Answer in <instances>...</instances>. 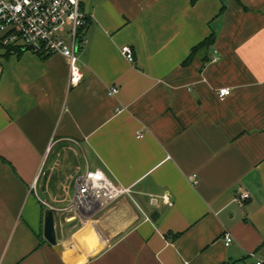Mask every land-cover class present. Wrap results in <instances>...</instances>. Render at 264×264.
<instances>
[{
  "label": "crops",
  "instance_id": "0c3cea01",
  "mask_svg": "<svg viewBox=\"0 0 264 264\" xmlns=\"http://www.w3.org/2000/svg\"><path fill=\"white\" fill-rule=\"evenodd\" d=\"M80 3L79 83L0 48V264H264V0ZM87 169L129 188L90 219L62 211Z\"/></svg>",
  "mask_w": 264,
  "mask_h": 264
},
{
  "label": "built area",
  "instance_id": "2783aa9c",
  "mask_svg": "<svg viewBox=\"0 0 264 264\" xmlns=\"http://www.w3.org/2000/svg\"><path fill=\"white\" fill-rule=\"evenodd\" d=\"M87 19L80 0H0V48L9 52L31 50L36 53L61 54L68 61L69 83L75 85L83 75L77 53ZM120 53L127 61H133L129 45H123ZM117 92L115 86L108 90L110 95ZM229 93V87L218 89L220 98ZM128 192L129 188L114 183L102 170L87 169L77 178L72 200L62 211H74L79 217L90 219L97 211ZM162 198L167 204H172L167 195ZM247 198V191L236 197L237 200ZM231 242V235L225 233V245ZM249 254L255 255L253 252ZM256 264L263 262L258 259Z\"/></svg>",
  "mask_w": 264,
  "mask_h": 264
},
{
  "label": "water",
  "instance_id": "95a60500",
  "mask_svg": "<svg viewBox=\"0 0 264 264\" xmlns=\"http://www.w3.org/2000/svg\"><path fill=\"white\" fill-rule=\"evenodd\" d=\"M38 195H39L40 199H42V200L44 199V196L42 195L41 191L38 192ZM157 215H158V213L156 211H154L153 213H151L150 218L152 220H155ZM43 235H44L45 239L49 243L55 245L57 247V249L64 247L65 249L77 250L75 244L72 241H68L65 244H61V243L57 242L58 234L56 231V224L54 221V212L52 209H48L45 216H44Z\"/></svg>",
  "mask_w": 264,
  "mask_h": 264
},
{
  "label": "trees",
  "instance_id": "16d2710c",
  "mask_svg": "<svg viewBox=\"0 0 264 264\" xmlns=\"http://www.w3.org/2000/svg\"><path fill=\"white\" fill-rule=\"evenodd\" d=\"M87 22H88V19H87ZM213 41V36L210 35L208 37H206L203 41H201L200 43H198L197 45H195L190 54L187 56V58L185 59L184 62H187L188 60H190V58L193 56V54H195V52L199 49V48H205L207 46H209Z\"/></svg>",
  "mask_w": 264,
  "mask_h": 264
}]
</instances>
